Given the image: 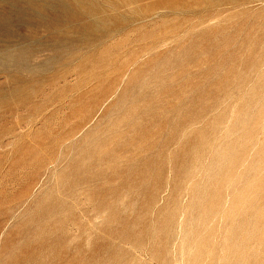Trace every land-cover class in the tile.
<instances>
[{"label":"rangeland","instance_id":"374dc122","mask_svg":"<svg viewBox=\"0 0 264 264\" xmlns=\"http://www.w3.org/2000/svg\"><path fill=\"white\" fill-rule=\"evenodd\" d=\"M114 1L0 2V264H264V0Z\"/></svg>","mask_w":264,"mask_h":264},{"label":"bare ground","instance_id":"6f19581e","mask_svg":"<svg viewBox=\"0 0 264 264\" xmlns=\"http://www.w3.org/2000/svg\"><path fill=\"white\" fill-rule=\"evenodd\" d=\"M18 1H19V0H18ZM35 1H36V0H35ZM43 1H44V0H43ZM48 1H49V0H48ZM55 1H56V0H55ZM89 1H90V0H89ZM112 1H113V0H112ZM115 1H116V0H115ZM115 1H114V2H115ZM129 1H130V0H129ZM143 1H144V0H143ZM218 1H220V0H218ZM218 1L216 2V4L218 3ZM226 1H227V0H226ZM232 1H233V0H232ZM248 1H249V0H248ZM0 2H1V0H0ZM2 2H3V1H2ZM20 2H21V1H20ZM20 2H19V3H20ZM23 2H24V1H23ZM25 2H26V1H25ZM110 2H111V0H110ZM133 2H134V1H133ZM144 2H145V1H144ZM212 2H213V0H212ZM221 2H222V3H223V2L225 3L224 0H221ZM246 2H247V1H246ZM251 2H252V1H251ZM262 2H263V1H262ZM3 3H4V2H3ZM11 3H12V2H11ZM19 3H18V4H19ZM27 3H28V2H27ZM42 3H43V2H42ZM50 3H51V2H50ZM103 3H104V1H103ZM111 3H112V2H111ZM135 3H136V2H135ZM229 3H234V2H229ZM229 3H228V4H229ZM235 3H236V2H235ZM235 3H234V4H235ZM249 3H250V2H249ZM252 3H253V2H252ZM0 4H2V3H0ZM20 4H21V3H20ZM30 4H31V3H30ZM37 4H38V3H37ZM44 4H45V3H44ZM115 4H116V3H115ZM115 4H114V5H115ZM125 4H126V3H125ZM148 4H149V3H148ZM212 4H213V3H212ZM212 4H211V5H212ZM218 4H219V3H218ZM243 4H245V3L243 2ZM250 4H251V3H250ZM2 5H3V4H2ZM4 5H5V3H4ZM26 5H28V4H26ZM100 5H101V4H100ZM100 5H99V6H100ZM105 5H106V4H105ZM107 5H108V4H107ZM120 5H121V4H120ZM140 5H141V3H140ZM140 5H139V6H140ZM160 5H161V4H160ZM211 5H210V6H211ZM237 5H238V4H237ZM246 5H248V4H246ZM33 6H35V5H33ZM41 6H44V5H41ZM46 6H48V5H46ZM81 6L83 7V5H81ZM96 6H98V5H96ZM102 6H103V5H102ZM131 6H132V5H131ZM165 6H166V5H165ZM213 6H214V5H213ZM250 6H251V5H250ZM250 6H249V7H250ZM252 6H253V5H252ZM252 6H251V7H252ZM2 7H3V6H2ZM8 7H9V6H8ZM11 7H12V6H11ZM27 7H28V6H26V8H27ZM50 7L52 8V6H50ZM53 7H54V6H53ZM141 7H142V6H141ZM160 7H161V6H160ZM163 7H164V6H163ZM163 7H162V8H163ZM214 7H215V6H214ZM233 7H234V6H232V8H233ZM235 7H236V6H235ZM237 7H238V6H237ZM21 8H22V6H21ZM21 8H20V9H21ZM23 8H24V7H23ZM37 8H38V7H37ZM41 8H42V7H41ZM61 8H62V7H61ZM77 8H78V7H77ZM110 8H111V7H110ZM124 8H125V7H124ZM133 8H134V6H133ZM133 8H132V9H133ZM138 8H140V7H138ZM242 8H244V7H242ZM252 8H253V7H252ZM252 8H251V9H252ZM6 9H7V8H4V10H6ZM16 9L18 10L17 7H16ZM34 9H35V8H34ZM57 9H58V8H57ZM83 9H84V8H83ZM97 9L99 10V8H97ZM100 9H101V8H100ZM168 9H169V8H168ZM175 9H176V8H175ZM178 9H179V8H178ZM195 9H196V8H195ZM197 9H198V7H197ZM199 9H200V8H199ZM244 9H245V8H244ZM261 9H262V8H261ZM2 10H3V9H2ZM4 10H3V11H4ZM14 10H15V8H14ZM40 10H41V9H40ZM49 10H50V9H49ZM64 10H65V9H64ZM68 10H69V9H68ZM103 10H104V9H103ZM113 10H114V9H113ZM116 10H117V9H116ZM126 10H127V7H126ZM161 10H162V9H161ZM164 10H166V7L164 8ZM240 10H241V9H240ZM240 10H239V11H240ZM248 10H250V9H248ZM18 11H19V10H18ZM36 11H37V10H36ZM36 11H35V12H36ZM81 11H82V10H81ZM83 11H85V10H83ZM105 11H107V9H106ZM117 11H118V10H117ZM141 11H142V10H141ZM146 11H147V10H146ZM170 11H171V10H170ZM191 11H192V10H191ZM38 12H39V11H38ZM40 12H41V11H40ZM42 12H43V11H42ZM42 12H41V14H42ZM58 12H59V11H58ZM58 12H57V13H58ZM72 12H73V11H72ZM100 12H101V11H100ZM107 12H108V11H107ZM133 12H134V11H133ZM135 12H136V11H135ZM144 12H145V10H144ZM149 12H150V11H149ZM149 12H148V13H149ZM153 12H154V11H152V13H153ZM158 12H159V11H158ZM168 12H169V10H168ZM173 12H174V11H173ZM242 12H245V11H242ZM1 13H3V12H1ZM4 13H5V12H4ZM8 13H10V12H8ZM8 13H7V14H8ZM27 13H28V12H27ZM55 13H56V11H55ZM69 13H70V12H69ZM83 13H84V12H83ZM87 13H88V12H87ZM130 13H132L131 10H130ZM142 13H143V11H142ZM145 13H147V12H145ZM150 13H151V12H150ZM155 13L157 14V11H156ZM197 13H198V12H197ZM28 14H29V13H28ZM30 14H33V13L30 12ZM60 14H61V13H60ZM70 14H71V13H70ZM103 14H104V12H103ZM242 14H243V13H242ZM11 15H12V14H11ZM43 15H44V14H43ZM47 15H48V14H47ZM71 15H72V14H71ZM78 15H79V14H78ZM123 15H124V14H123ZM130 15H131V14H130ZM140 15H141V14H140ZM168 15H169V14H168ZM26 16H27V14H26ZM48 16H49V15H48ZM76 16H77V15H76ZM89 16H90V13H89ZM91 16H92V15H91ZM91 16H90V17H91ZM114 16H115V15H114ZM153 16H154V14H153ZM42 17H43V16H41V18H42ZM44 17H45V16H44ZM49 17H50V16H49ZM61 17H62V16H61ZM64 17H65V16H64ZM66 17H67V16H66ZM66 17H65V18H66ZM77 17H78V16H77ZM92 17H93V19H94V16H92ZM142 17H143V16H142ZM158 17H159V16H158ZM34 18H35V17H34ZM39 18H40V17H39ZM50 18H51V17H50ZM67 18L69 19V17H67ZM83 18H84V16H83ZM126 18H127V15H126ZM131 18H132V17H130V20H131ZM150 18H151V17H150ZM154 18H155V17H154ZM6 19H7V18H6ZM15 19H19V20H20V18H16V17H15ZM21 19H22V18H21ZM42 19H44V18H42ZM46 19H47V18H46ZM87 19H88V18H87ZM99 19H100V18H99ZM106 19H107V18H106ZM116 19H118V18H116ZM145 19H146V18H145ZM9 20H10V19H9ZM31 20H32V19H31ZM39 20H40V19H39ZM47 20H48V19H47ZM53 20H55V19H53ZM58 20H59V18H58ZM62 20L64 21V19H62ZM69 20H70V19H69ZM94 20H96V19H94ZM132 20H134V19L132 18ZM132 20H131V21H132ZM143 20H144V19H143ZM143 20H142V21H143ZM149 20H150V19H149ZM151 20H152V19H151ZM3 21H4V20H3ZM5 21H6V20H5ZM7 21H8V20H7ZM7 21H6V22H7ZM14 21H16V20H14ZM23 21H24V20H23ZM80 21L83 22V19L80 20ZM88 21H89V20H88ZM91 21H92V20H91ZM105 21H106V20H105ZM111 21H112V20H111ZM116 21H117V20H116ZM44 22L47 23V21H44ZM56 22H57V21H56ZM60 22H61V21H60ZM60 22H58V23H60ZM73 22H74V21H73ZM84 22H85V21H84ZM93 22H96V21H93ZM122 22H123V21H122ZM4 23H5V22H4ZM40 23H41V22H40ZM68 23H69V22H68ZM87 23H89V22H87ZM101 23H103V21H101ZM116 23H117V22H116ZM132 23H134V21H133ZM143 23H144V22H143ZM27 24H28V23H27ZM29 24H30V23H29ZM47 24H48V23H47ZM49 24H50V23H49ZM52 24H53V23H52ZM78 24H79V23H78ZM113 24H115V23H113ZM3 25H5V24H3ZM10 25H11V24H10ZM16 25H17V24H16ZM18 25H19V24H18ZM32 25H33V24H32ZM41 25H42V24H41ZM41 25H40V26H41ZM56 25H59V24H56ZM83 25H84V24H83ZM126 25H127V24H126ZM130 25H131V24H130ZM135 25H136V24H135ZM69 26H70V25H69ZM71 26H72V25H71ZM84 26H85V25H84ZM86 26H87V25H86ZM109 26H110V25H109ZM128 26H129V25H128ZM34 27H35V26H34ZM50 27H51V25H50ZM66 27H67V26L65 25L64 29H66ZM72 27H73V26H72ZM124 27H125V25H124ZM126 27H127V26H126ZM129 27H130V26H129ZM131 27H133V26L131 25ZM7 28H8V27H7ZM16 28H18V27H16ZM37 28H39V27H37ZM51 28H52V30H53V29H54V30L57 29L56 27H55V28L51 27ZM60 28H61V27H60ZM101 28H106V29H107V27H103V26H102ZM110 28H111V27H110ZM117 28H118V27H117ZM122 28H123V27H122ZM39 29H40V28H39ZM42 29H43V28H42ZM64 29H63V30H64ZM82 29H84V27H83ZM106 29H105V30H106ZM126 29H129V28H126ZM126 29H125V30H126ZM92 30H93V29H92ZM108 30H109V29H108ZM119 30H120V29H119ZM121 30H122V29H121ZM8 31H9V30H8ZM39 31H40V30H39ZM75 31H76V30H75ZM75 31H74V32H75ZM78 31H79V30H78ZM81 31H82V30H81ZM90 31H91V30H90ZM94 31H96V30H94ZM117 31H118V29H117ZM5 32H7V30H6ZM50 32H51V30H50ZM60 32H61V31H60ZM60 32H59V33H60ZM71 32H72V31H71ZM88 32H89V31H88ZM103 32H104V31H103ZM118 32H119V31H118ZM48 33H49V32H48ZM56 33H57V32H56ZM77 33H78V32L76 31V35H77ZM80 33H83V31L80 32ZM115 33H116V32H115ZM119 33H120V32H119ZM121 33H122V32H121ZM10 34H11V33H10ZM39 34H40V33H39ZM60 34H61V33H60ZM60 34H59V35H60ZM62 34H63V32H62ZM83 34H84V33H83ZM85 34H86V32H85ZM85 34H84V35H85ZM91 34H92V32H91L89 35H91ZM100 34H101V32H100ZM52 35H53V34H52ZM72 35H73V34H72ZM74 35H75V34H74ZM76 35H75V36H76ZM105 35H106V34H105ZM112 35H113V34H112ZM118 35H119V34H118ZM9 36H11V35H9ZM12 36H13V35H12ZM28 36H29V35H28ZM28 36H27V37H28ZM36 36H37V34H36ZM61 36H62V35H61ZM63 36H64V34H63ZM63 36H62V38H63ZM67 36H68V35H67ZM81 36H82V35H81ZM81 36H80V38H81ZM98 36H99V33H98ZM106 36H107V35H106ZM13 37H14V36H13ZM18 37H19V36H18ZM21 37H22V36H21ZM24 37H25V36H24ZM40 37H41V36H40ZM54 37H55V36H54ZM58 37H59V36H58ZM77 37H79V36H77ZM77 37H76V38H77ZM84 37H85V36H84ZM88 37H89V36H88ZM102 37H104V36H102ZM14 38H15V37H14ZM25 38H26V37H25ZM25 38H24V39H25ZM32 38H33V37H32ZM46 38H47V37H46ZM62 38H61V39H62ZM66 38H67V37H66ZM86 38H87V37H86ZM99 38H100V37H99ZM17 39H18V38H17ZM71 39H72V38H71ZM83 39H84V38H83ZM87 39H88V38H87ZM100 39H101V38H100ZM100 39H99V40H100ZM107 39H108V38H107ZM11 40H12V39H11ZM21 40H22V39H21ZM27 40H28V39H26V41H27ZM32 40H35V39H32ZM42 40L44 41V39H42ZM73 40H74V39H73ZM104 40H105V39H104ZM14 41H15V40H14ZM14 41H13V42H14ZM18 41H20V40H18ZM24 41H25V40H24ZM38 41H40V40H38ZM53 41H54V40H53ZM79 41H80V40H78L77 44H79ZM86 41H87V40H86ZM90 41H91V40H90ZM92 41H93V40H92ZM94 41L96 42V40H94ZM102 41H103V40H102ZM2 42H7V41H2ZM8 42H9V41H8ZM8 42H7V43H8ZM29 42H30V41H29ZM46 42H48V41H46ZM46 42H45V43H46ZM58 42H59V41H58ZM69 42H70V41H69ZM73 42H74V41H73ZM73 42H71V43H73ZM88 42H89V41H88ZM95 42H94V45H95ZM97 42H98V41H97ZM159 42H160V41H159ZM20 43H22V42H20ZM23 43H24V42H23ZM23 43H22V44H23ZM38 43H39V42H38ZM43 43H44V42H43ZM56 43H57V41L55 42V45H56ZM59 43H60V42H59ZM75 43H76V42H75ZM80 43H81V42H80ZM83 43H84V42H82V44H83ZM86 43H87V42H86ZM163 43H164V42H163ZM10 44H11V42H10ZM14 44L16 45V44H18V43H14ZM61 44H62V43H61ZM61 44H60V47H61ZM77 44H75V45H77ZM82 44H81V45H82ZM91 44H92V43H91ZM3 45H4V44H3ZM5 45H6V44H5ZM12 45H13V44H12ZM15 45H14V46H15ZM19 45H20V44H19ZM33 45H34V44H33ZM55 45H54V46H55ZM57 45H58V44H57ZM66 45H67V44H66ZM81 45H80V46H81ZM83 45H84V44H83ZM89 45H90V44H89ZM150 45H151V44H150ZM150 45H149V46H150ZM159 45H160V44H159ZM9 46H10V45H9ZM9 46H6V47H9ZM22 46H25V45H22ZM22 46H21V47H22ZM26 46H29V45H26ZM46 46H47V45H46ZM62 46H64V47H63V49H64V48H65V44H63ZM86 46H87V48H86V47H85V48L83 47V51H84V49H86V50L88 49L89 46H88V45H86ZM0 47H1V46H0ZM2 47H3V46H2ZM19 47H20V46H19ZM37 47H38V46H37ZM41 47H42V46H41ZM57 47H58V46H57ZM57 47H56V48H57ZM76 47H79V46H75V48H76ZM10 48H12V47H10ZM32 48H33V47H32ZM35 48H36V47H35ZM54 48H55V47H54ZM71 48H72V47H71ZM71 48H70V49H71ZM81 48H82V47H81ZM5 49L7 50V48H5ZM8 49H9V48H8ZM52 49H53V48H52ZM52 49H51V50H52ZM58 49H59V47H58ZM58 49H57L56 51H58ZM68 49H69V47H68ZM95 49H96V48H95ZM153 49H154V48H153ZM18 50H19V49H17V51H18ZM24 50H25V49H24ZM65 50H66V48H65ZM86 50H85V51H86ZM154 50H155V49H154ZM0 51H1V50H0ZM3 51H4V50H3ZM8 51H9V50H8ZM25 51H26V50H25ZM29 51H30V50H29ZM29 51H28V52H29ZM38 51H40V50H38ZM43 51H45V50H43ZM53 51H54V50H53ZM56 51H55V52H56ZM60 51H61V50H60ZM77 51H78V50H77ZM79 51H80V50H79ZM79 51H78V52H79ZM87 51H88V50H87ZM9 52H10V51H9ZM9 52H8V54H9ZM15 52H16V50H15ZM19 52H21V51L19 50ZM30 52H31V51H30ZM66 52H67V51H65V53H66ZM68 52H72V51L69 50ZM80 52H82V51H80ZM88 52H89V51H88ZM4 53H5V51H4ZM17 53H18V52H16V54H17ZM52 53H53V52H52ZM58 53H59V51H58ZM58 53H57V54H58ZM65 53H64V51H63V54H65ZM74 53L77 54L76 51H75ZM86 53H87V52H86ZM37 54H38V53H37ZM41 54H42V53H41ZM43 54H44V53H43ZM61 54H62V52H61ZM61 54L59 55V57L61 56ZM63 54H62V55H63ZM68 54H69V53H68ZM4 55H5V54H4ZM9 55H11V54H9ZM19 55H20V57H21V55H23V53H21V54H19ZM19 55H18V56H19ZM78 55H80V54H78ZM82 55H83V54H82ZM24 56H25V55H24ZM64 56H67V55H64ZM5 57H9V56H5ZM27 57H29V56L27 55ZM27 57H26V59H27ZM47 57H48V56H47ZM50 57H51V56H50ZM56 57H57V56H56ZM59 57H58V58H59ZM62 57H63V56H62ZM0 58H1V57H0ZM9 58H10V57H9ZM9 58H8V59H9ZM23 58H24V57H23ZM74 58H76V57H74ZM83 58H84V55H83ZM114 58H116V56H115ZM29 59H30V58H29ZM46 59H47V58H46ZM52 59H53V58H52ZM54 59H55V58H54ZM63 59H65V58H63ZM72 59H73V58H72ZM32 60H33V59H32ZM61 60H62V59H61ZM70 60H71V59H70ZM70 60H69V61H70ZM9 61H10V60H9ZM13 61H14V60H13ZM20 61H21V59H20ZM43 61L46 62V60H43ZM58 61H59V59H58ZM72 61H73V60H72ZM2 62H3V61H2ZM11 62H12V61H11ZM14 62H15V61H14ZM32 62H33V61H32ZM37 62H38V61H37ZM39 62H40V61H39ZM54 62H55V61H54ZM54 62H53V63H54ZM5 63H6V62H5ZM29 63H31V62H28V64H29ZM48 63H49V62H47L46 64H48ZM61 63H62V62H61ZM70 63H71V62H69V64L66 63V65H69V66H70V65H71ZM136 63H137V62H136ZM7 64H8V63H7ZM23 64H24V63H23ZM26 64H27V63H26ZM31 64H32V63H31ZM39 64H40V63H39ZM39 64H38V65H39ZM42 64H45V63L42 62ZM51 64H52V62L50 63V67H51ZM54 64H55V63H54ZM56 64H57V63H56ZM73 64H75V63H73ZM113 64H114V63H113ZM14 65H16V64H14ZM20 65H21V64H20ZM32 65H34V64H32ZM58 65H59V64H58ZM63 65H65V64H63ZM1 66H2V65H1ZM21 66H22V65H21ZM34 66H35V65H34ZM39 66H40V65H39ZM39 66H38V67H39ZM53 66H54V65H53ZM61 66H62V65H61ZM75 66H76V65H75ZM42 67H43V66H42ZM44 67H46V66H44ZM50 67H49V68H50ZM72 67H73V66H72ZM121 67H122V66H121ZM5 68H6V67H5ZM8 68H10V67H8ZM35 68H36V67H35ZM32 69H33V68H32ZM67 69H68V68H67ZM17 70H18V69H17ZM0 71H1V70H0ZM9 71H11V70H9ZM27 71H28V70H27ZM35 71H36V70H35ZM35 71H34V72H35ZM42 71H46V70H42ZM52 71H53V70H52ZM59 71H61V70H59ZM69 71H70V70H69ZM1 72H2V71H1ZM4 72H5V71H4ZM18 72H19V71H18ZM10 73H11V72H10ZM28 73H29V71H28ZM48 73H49V72H48ZM58 73H59V72H58ZM62 73H64V72H62ZM29 74H31V72H30ZM32 74H33V73H32ZM38 74H39V73H38ZM38 74H37V75H38ZM41 74H42V73H41ZM59 74H60V73H59ZM5 75H6V74H5ZM8 75H9V74H8ZM12 75H13V74H12ZM51 75H52V74H51ZM51 75H50V76H51ZM61 75H62V74H61ZM47 76H49V75H47ZM47 76L45 75V77H47ZM59 76H60V75H59ZM12 77H13V76H12ZM12 77H11V78H12ZM33 77H34V76H33ZM42 77H43V76H42ZM45 77H43L42 79H44ZM7 78H8V77H7ZM9 78H10V77H9ZM11 78H10V80H11ZM34 78H35V77H34ZM14 79L17 80L18 78H15V77H14ZM35 79H36V78H35ZM42 79H41V80H42ZM46 79H47V78H46ZM49 79H50V77H49ZM24 80H26V79H24ZM24 80H23V81H24ZM57 80H58V79H57ZM18 81H20V80H17V82H18ZM34 81H35V80H34ZM9 82H10V81H9ZM9 82H8V83H9ZM11 82H12V81H11ZM36 82H37V80H36ZM36 82H35V83H36ZM47 82H48V79H47ZM54 82H55V81H54ZM11 84H12V83H11ZM38 84H39V83H37V85H38ZM18 85H20V83H19ZM18 85H17V86H18ZM14 86H15V85H14ZM17 86H16V87H17ZM31 86H32V85H31ZM26 87H27V86H26ZM39 87H40V86H39ZM147 87H148V86H147ZM147 87H146V88H147ZM12 88H13V87H12ZM7 89H8V88H7ZM1 90L3 91V88H2ZM4 90H5V88H4ZM34 90H35V89H34ZM2 91H1V92H2ZM35 91H36V90H35ZM116 91H117V90H116ZM116 91H115V92H116ZM108 92H109V91H108ZM5 93H6V92H5ZM30 93H31V92H30ZM36 93H37V92H36ZM8 95H9V93H8ZM4 96H5V95H4ZM12 96H13V95H12ZM29 98H30V96L28 97V99H29ZM30 99H31V98H30ZM108 100H109V99H108ZM24 101H26V100H24ZM259 101H260V100H259ZM99 103H100V102H99ZM102 105H103V104H102ZM102 105H101V106H102ZM116 105H117V104H116ZM259 105H260V104H259ZM261 107H262V106H261ZM263 107H264V106H263ZM263 107H262V108H263ZM255 109H256V108H255ZM98 110H100V108H99ZM259 110H261V109H259ZM263 110H264V109H263ZM258 112H259V111H258ZM263 112H264V111H263ZM263 112H262V113H263ZM96 114H97V113H96ZM249 114H250V113H249ZM259 114L261 115V113H259ZM93 117H94V116H93ZM255 119H257V118H255ZM257 121H258V120H257ZM255 123H257V122H255ZM255 125H256V124H255ZM247 126H248V125H247ZM254 127H255V126H254ZM253 131H254V130H253ZM149 134H150V133H149ZM149 134H148V135H149ZM240 141H241V140H240ZM247 143H249V142H247ZM247 143H246V144H247ZM262 147H264V146H262ZM241 150H242V149H241ZM233 151H234V150H233ZM258 151H259V150H258ZM155 152H156V151H155ZM227 152H228V151H227ZM243 153H244V152H243ZM246 153H247V152H246ZM228 154H229V153H228ZM259 154H260V153H259ZM230 155H231V154H230ZM241 155H242V154H241ZM244 155H245V154H243L242 156H244ZM246 155H248V154H246ZM226 156H227V155H226ZM232 156H233V155H232ZM242 156H241V158H242ZM238 157H239V156H238ZM152 158H153V157H152ZM157 158H158V156H157ZM157 158H155V159H157ZM236 158H237V157H236ZM236 158H234L235 161H236ZM229 159H230V158H229ZM231 159H232V158H231ZM242 159H243V158H242ZM242 159H241V161H242ZM158 162H159V161H158ZM220 162H221V161H220ZM153 165H154V164H153ZM234 165H235V164H234ZM155 166H156V164H155ZM235 167H236V166H235ZM228 168H229V167H228ZM154 169H155V168H154ZM231 169H232V168H231ZM224 170H225V169H224ZM226 170H227V169H226ZM233 170H234V169H233ZM147 171H148V170H147ZM228 171H229V170H228ZM231 171H232V170H231ZM224 172H226V171H224ZM263 172H264V171H263ZM148 173H149V172H148ZM150 173H151V172H150ZM231 173H232V172H231ZM263 174H264V173H263ZM263 174H262V176H259V177L262 178V177L264 176ZM230 175H231V174H230ZM163 176H164V175H162V178L164 179ZM221 176H222V175H221ZM223 176H224V174H223ZM257 176H258V175H257ZM238 177H239V176H238ZM166 178H167V177H166ZM226 178H227V177H226ZM143 179H144V178H143ZM253 179H254V178H253ZM253 179H252V180H253ZM257 179H258V178H257ZM263 179H264V177H263ZM263 179H262V180L260 179V181H263ZM161 180H162V179H161ZM150 181H151V180H150ZM247 181H249V179H247ZM253 181H254V180H253ZM256 182H257V181H256ZM258 182H259V181H258ZM258 182H257V183H258ZM238 183H239V182H238ZM244 183H245V182H244ZM248 183H249V182H248ZM259 183H260V182H259ZM259 183H258V185H259ZM261 183H262V182H261ZM261 183H260V185H261ZM233 184H234V183H233ZM246 184H247V183H246ZM230 185H231V184H230ZM249 185H250V184H249ZM255 185H257V184H255ZM262 185H263V183H262ZM245 187L247 188L248 185L245 186ZM263 187H264V185H263ZM257 189H259V188H257ZM257 189H256V191H257ZM261 189H263V188H261ZM261 189H259V190H261ZM244 190H245V189H244ZM244 190H243V191H244ZM250 190H251V188L248 189V195H249V191H250ZM263 190H264V189H263ZM263 190H262V191H263ZM241 191H242V190H241ZM256 191H255V188H254V192H253V191H252V192H253V193H256ZM244 192H247V191H244ZM259 192H261V191H259ZM253 193H252V194H253ZM257 193H258V192H257ZM246 194H247V193H246ZM246 194H245V195H246ZM236 195H237V194H236ZM239 195H240V194L238 193L237 196H239ZM250 195H251V194H250ZM256 195H257V194H256ZM256 195H254L253 197H258V196H259V195H257V196H256ZM240 196L242 197V192H241V195H240ZM244 197H246V196H244ZM244 197H243V198H244ZM235 198H239V197H235ZM243 198H242V199H243ZM256 199H257V198H256ZM243 200H246V198H244ZM249 200H250V199H249ZM249 200H248V202H249ZM254 200H255V198H254ZM233 201H234V200H233ZM239 201H240V205H241V203H242L241 200H238V202H236V201H235V202H236V204H237V203H239ZM235 202H234V203H235ZM246 202H247V201H246ZM253 202H254V201H253ZM243 203H244V202H243ZM255 203H256V202H255ZM249 204H250V203H249ZM231 205H232V204H231ZM233 205H234V204H233ZM240 205H239V206H240ZM244 205H245V204H244ZM239 206H238V207H239ZM248 206H249V205H248ZM254 206H256V205H254ZM230 207H231V206H230ZM236 207H237V206H236ZM236 207H235V208H236ZM231 208H232V207H231ZM235 208H234V206H233V209H234V210H235ZM240 208H241V206H240ZM242 208H243V207H242ZM244 208H245V207H244ZM237 209H238V208H237ZM238 210H239V209H238ZM238 210H237V211H238ZM243 210H244V209H243ZM206 211H210V210H207V209H206ZM228 211H229V210H228ZM262 211H263V210H262ZM263 212H264V211H263ZM227 213H228V212H227ZM230 213H231V211H230ZM233 213H234V212H233ZM236 213H237V212H236ZM252 213H253V212H252ZM258 213H259V212H258ZM231 215H232V214H231ZM231 215H230V216H231ZM263 215H264V214H263ZM257 216H258V215H257ZM231 217H232V216H231ZM231 217H230V218H231ZM232 218H234V217H232ZM262 218H263V216H262ZM257 219H258V218H257ZM260 219H261V217H260ZM230 220H232V219H230ZM258 220H259V219H258ZM258 220H257V222H258ZM259 221H260V220H259ZM229 222H230V221H229ZM233 222H234V221H233ZM263 222H264V221H263ZM231 223H232V222H231ZM245 228H246V227H245ZM244 231H245V230H244ZM240 235H241V234H240ZM243 235H244V234H243ZM245 238H246V237H245ZM238 239H239V238H238ZM187 242H188V241H187ZM200 247H201V246H200ZM239 248H240V247H239ZM194 250H195V249H194ZM238 251H239V250H238ZM196 253H198V252H196ZM196 253H194V254H196ZM201 255H202V254H201ZM194 258H196V256H195ZM199 259H200V257H199ZM199 259H198V263H199ZM195 261H196V260H195Z\"/></svg>","mask_w":264,"mask_h":264}]
</instances>
